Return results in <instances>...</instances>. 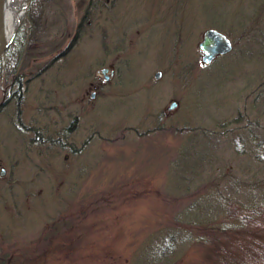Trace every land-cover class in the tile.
<instances>
[{
    "label": "rangeland",
    "instance_id": "rangeland-1",
    "mask_svg": "<svg viewBox=\"0 0 264 264\" xmlns=\"http://www.w3.org/2000/svg\"><path fill=\"white\" fill-rule=\"evenodd\" d=\"M209 28L234 49L204 65ZM19 65L20 109L0 113V264L263 247L264 0H26L0 99Z\"/></svg>",
    "mask_w": 264,
    "mask_h": 264
},
{
    "label": "water",
    "instance_id": "water-1",
    "mask_svg": "<svg viewBox=\"0 0 264 264\" xmlns=\"http://www.w3.org/2000/svg\"><path fill=\"white\" fill-rule=\"evenodd\" d=\"M9 0H0V60L4 58V52L7 50L9 45L13 42L16 32L21 25L22 20H19L18 28L13 32L8 41L3 40V28L4 20L8 8ZM26 2L23 6V12H25ZM21 11H19L20 13ZM199 49L202 51V62L204 65L212 64L218 57L225 56L231 53L234 49V45L230 37L224 32L209 28L203 34V39L199 43ZM107 69H102L100 74L107 73ZM161 72L155 74V78L161 77ZM176 103H172L170 109H174Z\"/></svg>",
    "mask_w": 264,
    "mask_h": 264
},
{
    "label": "trees",
    "instance_id": "trees-1",
    "mask_svg": "<svg viewBox=\"0 0 264 264\" xmlns=\"http://www.w3.org/2000/svg\"><path fill=\"white\" fill-rule=\"evenodd\" d=\"M80 28L81 27L79 26V30ZM76 37H78V35H76L75 33V36L72 40V44L75 41ZM20 44H22V40L20 41ZM16 55L19 56V52H17ZM244 219L250 220L249 218L246 217H244ZM258 220H255V222ZM256 225H253V227L255 226L254 227L255 229L264 228V224L262 223H258ZM222 237H224L223 238L224 240H227V238L229 239V235L227 234V232H224ZM221 245L222 243H218L216 246L217 249L216 254H218V258H219L218 264H264V245L263 247H258V246H254L255 244H250L247 242L246 243L239 242L236 245L235 250H229L225 246L223 245L221 246ZM248 245H251V248H249L250 250L248 249ZM162 246L163 245L158 246V243H156L155 245H152V247L148 249L146 255L150 256L149 257V259H151L150 261L156 262L157 258L161 257L162 255L161 252H164L161 249L164 250L167 249L166 246L165 247Z\"/></svg>",
    "mask_w": 264,
    "mask_h": 264
},
{
    "label": "flooded vegetation",
    "instance_id": "flooded-vegetation-1",
    "mask_svg": "<svg viewBox=\"0 0 264 264\" xmlns=\"http://www.w3.org/2000/svg\"><path fill=\"white\" fill-rule=\"evenodd\" d=\"M18 43H20V41ZM71 44H72V40H71L70 44L65 49H69L70 46H71ZM16 56H18V55H16ZM16 56L13 57V59H12L13 63L16 62V60H17V57ZM21 67H22V65L21 66L19 65L17 71H15V74H13L11 76V80L8 82V88H9L8 89V92L7 93H4L3 97H1V99H0V113L5 108H7L9 106V104L14 99H16L17 108L20 109L19 106L21 104L22 94L24 92V90L22 89L23 79L24 78H23V75L20 73ZM103 69H107L108 70L107 73L103 74V75H105V80L108 81L110 79V77H111V75L108 73L109 72V68H103ZM110 69H112V68H110ZM161 74H162V72H161ZM29 80H30V78L26 82H28ZM92 97H94V94H92ZM173 103H176V102H173ZM176 105H177V103H176ZM0 174L1 175L4 174V169H2L0 171Z\"/></svg>",
    "mask_w": 264,
    "mask_h": 264
},
{
    "label": "bare ground",
    "instance_id": "bare-ground-1",
    "mask_svg": "<svg viewBox=\"0 0 264 264\" xmlns=\"http://www.w3.org/2000/svg\"><path fill=\"white\" fill-rule=\"evenodd\" d=\"M26 0H9L3 28V40L8 41L18 28L19 20H24L23 6ZM19 11H21L19 13ZM21 22V24H22Z\"/></svg>",
    "mask_w": 264,
    "mask_h": 264
}]
</instances>
